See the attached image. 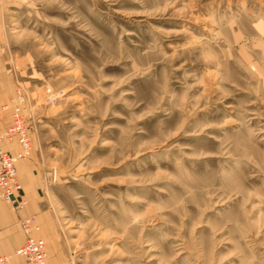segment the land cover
I'll use <instances>...</instances> for the list:
<instances>
[{"label": "rangeland", "instance_id": "obj_1", "mask_svg": "<svg viewBox=\"0 0 264 264\" xmlns=\"http://www.w3.org/2000/svg\"><path fill=\"white\" fill-rule=\"evenodd\" d=\"M19 88L54 264H264V0H0Z\"/></svg>", "mask_w": 264, "mask_h": 264}, {"label": "built area", "instance_id": "obj_2", "mask_svg": "<svg viewBox=\"0 0 264 264\" xmlns=\"http://www.w3.org/2000/svg\"><path fill=\"white\" fill-rule=\"evenodd\" d=\"M29 100L23 89L19 88L8 104L0 106V119L6 110L11 109L12 123L0 131V198L10 205L12 210L24 207L26 200L19 196L22 185L19 178L17 161L25 159L32 152L30 123L28 119ZM16 139L21 145V151L14 156L2 147L4 140ZM18 224L25 233V243L16 249L14 255L22 258V264H53L48 259L45 239L36 237L33 233L39 230L34 215L21 217ZM12 255L0 256V264H9Z\"/></svg>", "mask_w": 264, "mask_h": 264}, {"label": "crops", "instance_id": "obj_3", "mask_svg": "<svg viewBox=\"0 0 264 264\" xmlns=\"http://www.w3.org/2000/svg\"><path fill=\"white\" fill-rule=\"evenodd\" d=\"M8 101L0 103V105L6 104ZM12 123V113L11 110L5 111L3 117L0 119V131L5 130ZM3 148L12 155H16L21 151V146L17 141H4L2 143ZM25 159H20L18 162L20 167H22V177L21 182L23 183V188L19 193L27 199L25 206L19 210L13 211L10 206L4 203L0 198V256L11 254V260L9 264H22L23 260L21 257L14 255V251L21 247L26 240L25 233L18 224V219L24 216L31 215L35 213V209L39 207L36 202L34 191L37 189L33 187V183L29 182L27 178V163ZM19 170V169H18ZM39 222V221H38ZM36 237H42L38 231L33 233ZM44 239V238H43ZM48 250V248H47ZM48 259L53 263L51 256L48 252ZM54 264V263H53Z\"/></svg>", "mask_w": 264, "mask_h": 264}, {"label": "bare ground", "instance_id": "obj_4", "mask_svg": "<svg viewBox=\"0 0 264 264\" xmlns=\"http://www.w3.org/2000/svg\"><path fill=\"white\" fill-rule=\"evenodd\" d=\"M0 106H1V105H0ZM8 110H11V109H8ZM6 111H7V110H6ZM1 131H3V130H1ZM14 140L17 141L16 139H13V140H4V141H14ZM4 141H3V142H4ZM3 142H2V143H3ZM17 142H18V141H17ZM1 145H2V144H1ZM19 145H20V144H19ZM20 146H21V145H20ZM2 147H3V146H2ZM21 149H22V148H21ZM18 154H19V152H18L16 155H18ZM16 155H14V156H16ZM30 155H31V154H30ZM30 155H29L28 157H26V158H29ZM20 159H22V158H20ZM18 161H19V160H18ZM18 161H17V163H18ZM47 251H48V250H47Z\"/></svg>", "mask_w": 264, "mask_h": 264}]
</instances>
